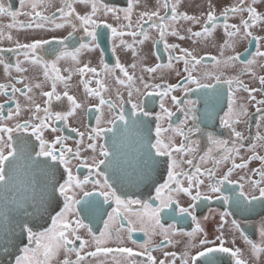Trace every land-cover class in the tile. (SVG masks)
<instances>
[{"label": "snow or ice", "instance_id": "snow-or-ice-1", "mask_svg": "<svg viewBox=\"0 0 264 264\" xmlns=\"http://www.w3.org/2000/svg\"><path fill=\"white\" fill-rule=\"evenodd\" d=\"M52 2L17 0L18 6L14 8L11 0L7 3L0 0V18L7 17L12 21L6 26L0 25V28L16 29L17 18L24 15L29 20L19 23L20 30L45 29L46 26H50V30L71 29L62 39L36 38L23 43L16 40L14 47L0 48V53L16 54L14 64L11 59L6 61L0 55L4 73L10 75L14 68L16 73L21 74L13 78L15 83H0V95L7 97L5 103L15 102V108L9 107L6 113L4 104H0V261L4 257H12L8 264H53L63 253L59 264H94L89 258L119 253L128 258L122 264H176L177 258L180 264H222L218 254H226L229 264H249L243 250L235 247V238L231 241L234 247L226 246V218L239 215L244 219L250 216L260 218L258 241L245 233L237 219L231 220L232 230L239 233L251 258L258 262L264 254V155L258 154L256 149L258 146L264 148V135L258 131L252 138L253 142L247 145L251 155L247 158L241 155V150L246 147L244 141L248 138L237 126L244 122L243 118L249 116V112L237 93H247L248 104L254 102L256 127L259 129L264 124V98L257 99L255 93L264 96V75L257 77L254 66L264 60V35L260 34L264 33V10H261L264 0H235V3L223 6L219 14L213 0H207V10L199 14L181 11L184 0H157L156 10L139 13L136 22L138 30L127 32L122 29H132L131 17L139 0H127L124 8L109 7L101 0H62L54 13L46 15L44 10L51 7ZM76 4H83L90 11L81 14ZM101 9L104 15L110 14L116 21L121 19L120 13H123L127 25L102 23L97 19ZM235 18H238V22L231 23L230 20ZM181 21L199 25L200 28L195 31L192 27L183 28ZM145 24L148 25L147 29ZM101 28L110 30L114 66L105 62V49L101 46L105 33L99 31ZM217 29H222V35L217 45L219 55L210 57L214 61V71L198 72V66L204 63V56L197 55L195 49L169 43L167 39L176 37L197 45H207L211 41L215 45ZM151 30L158 34L154 44L162 42L164 50L169 53L166 64L145 66L146 58L135 47L152 40ZM77 31L83 35L70 46L68 42L73 41ZM3 35V31H0V36ZM125 35L130 36L132 41H126ZM7 39L13 40L11 33ZM241 41L255 43V51L250 59L243 58L242 53L236 51ZM53 45L60 46L51 47ZM46 46H50L54 56L51 60L45 59L42 54L49 52ZM118 49L131 51L136 62L128 67L133 70L140 64L141 71L147 72L151 78L164 69L175 70L181 78L182 82L167 84L161 90L160 83L150 84L143 76L139 77L145 89L142 95L159 97L160 111L149 110L145 100H133L134 92L140 95L141 90L134 87V71L130 73L128 67L121 63ZM97 50L103 73L115 77L116 84L127 87L126 101L119 89L115 100L106 99L104 93L109 89L105 80L97 79V87H90L92 80L86 77L99 73L90 63L82 64L81 56ZM229 50L234 54L226 55ZM61 61L76 67L63 69L67 73L64 75L59 67ZM181 62L182 72L175 67ZM237 63L240 65L238 71L228 75V70L236 69ZM25 65L41 69L43 81H28L23 76L29 71ZM260 67L264 68V64H260ZM117 69L124 78L116 75ZM77 74L85 96L98 101L93 105L98 115L95 116V126L86 132L72 129L80 138L73 148L66 143L68 136L60 134L49 139L46 133H63V128L55 125L60 122L66 127L69 118L83 107L69 92L72 87L70 81ZM242 75L258 78L259 87L245 83ZM17 84L22 87H17ZM61 84L62 91L58 90ZM45 85L49 86V90H44ZM225 88L227 110L220 109L223 115L219 116V127L229 132V139L205 131L208 122L217 115L216 108L221 103ZM34 90H39L42 104L35 102L31 95ZM177 91L181 95L173 94ZM17 93L24 96L31 106H22ZM165 98H170L175 111L166 107ZM65 99L67 110H54V103L63 105ZM125 104H129L130 108L126 109ZM25 111L30 112V116L21 119ZM176 112L182 113L183 119L174 126L172 118ZM165 121L167 127L163 126ZM177 136L181 138L178 144ZM196 136H206L210 146L199 156V160L201 164L210 161L211 167L202 168L201 164L194 163L196 157L193 154L199 150L201 143L200 139L193 138ZM85 151H90L91 155H82ZM237 158L240 162H237ZM252 161H259L260 166L251 169L249 174L245 170L249 169ZM185 164L194 171L184 170L182 166ZM228 164L231 166L221 171ZM79 169H86L87 174L81 175ZM237 170L244 171V175L233 179V173ZM162 174H166V179L158 182L157 177ZM257 176L258 179L254 178ZM122 178H127V187ZM141 185L147 190L149 200L134 198L137 193L131 192V188ZM246 185L249 188L247 191ZM88 186H91V190H88ZM181 196L189 198L186 206L181 204ZM213 199L229 208L219 213L221 224L217 229L218 234L214 239H209L196 213L199 202ZM104 205H108L111 211H107ZM166 210L168 217L174 221L167 226L161 222ZM104 215L107 219H103ZM189 217L195 227L185 233L177 228V223ZM89 218L103 220V228L98 235L90 224L85 223V219ZM82 230L86 235L81 234ZM137 231L148 237L138 245L133 239V233ZM125 232L127 241L137 245L140 251L127 246L115 249L109 246L110 243L124 245ZM177 234L187 236L190 241L198 235L202 238L198 245L186 244L179 257L176 252L162 251L163 258L157 259L153 252L173 244L172 237ZM155 235L163 239L160 245L153 248L152 237ZM10 248L13 251H9ZM136 257H146V261H139ZM99 264H104V261L100 260Z\"/></svg>", "mask_w": 264, "mask_h": 264}, {"label": "flooded vegetation", "instance_id": "flooded-vegetation-1", "mask_svg": "<svg viewBox=\"0 0 264 264\" xmlns=\"http://www.w3.org/2000/svg\"><path fill=\"white\" fill-rule=\"evenodd\" d=\"M5 2L7 3L8 0H5ZM171 2V0H170ZM213 2L217 5V14L220 13V11L222 10L223 6H227V5H231L232 3H235V0H213ZM11 3L13 4V7L16 8L17 5V0H11ZM62 3V0H53L52 2V6L46 8L45 14L46 15H51L52 13H54L56 11V8L60 7ZM102 4H106L109 7H119V8H124L127 6V0H101ZM76 9L78 12H80L81 14L85 13L86 11H90V8H86L85 5L83 4H76L75 5ZM157 7V0H139V3L137 4V6L134 8L132 17H131V22H132V29H128V28H123L122 30H124L125 32L130 31V30H138L136 29V22L139 18V13L142 11H153L156 10ZM39 10V9H38ZM181 11H186L188 14H199L201 12H205L207 10V0H184L182 6H181ZM261 10H264V8H262ZM161 14H163V10L161 9ZM58 15V14H57ZM121 19L119 21H116L113 19V17L109 14V15H104L103 13V9H101V11L99 12L97 19L99 21L103 22H107L112 24L113 26H119V25H127L128 21L123 19V13H120ZM29 17L21 15L17 18V28L16 29H12L9 30L6 27L4 28H0V31H3L4 35L0 36V48H9V47H14V42L16 40H19L20 42H31L33 39L36 38H45V39H51L53 37L57 38V39H62L64 36L67 35L68 31H70L71 29L66 27L64 29H57V30H50V26H46L45 29H23L20 30L19 29V23L20 22H28ZM12 21L10 20V18L4 17V18H0V25H7L8 23H11ZM231 23H237L238 22V18L232 19L230 20ZM222 23V21H221ZM180 26H182L183 28H187V27H192L193 30H199L200 26L199 25H191L186 21H181L180 22ZM144 27L147 29L148 25L145 24ZM99 31H102L105 33V37L101 40V46L105 49V62L108 63L110 66H114V62H115V57L111 54V39H110V30L101 28L99 29ZM11 33L13 40L9 41L7 39V35ZM262 35H264V33H260ZM83 33L81 31H77V33L74 34V38L73 41H69V45L71 46V44L74 41H78L80 36H82ZM150 35L152 36V40H148L144 43V45H135V47L139 50L140 55L142 57H145V61H144V65L145 66H155L156 63H162V64H166L168 62V56L169 53L166 52L164 50V45L163 43H155L153 41L158 39V34L155 30H151L150 31ZM217 39H216V43L215 45L211 42L210 45H205V44H201V46L196 47L197 44H193L192 41L188 40L189 42L192 43V47L189 45V43L187 41H180L178 40L176 37H168V42L169 43H178L181 45V47H188L190 49H195L197 55L199 56H204V63L201 66H198V72H203L205 70L207 71H214L215 69H213L212 65L214 63V61H212L210 59L211 56H218L219 55V48H218V44L221 42V35H222V29H217V32L215 33ZM124 39L128 42L132 41V38L128 35L124 36ZM86 42V41H85ZM60 45H53L51 47H59ZM76 46L78 47L79 45L76 44ZM203 46V48H201ZM49 48V52L47 54L42 53L45 56V59L51 60L54 58V56L51 54L50 51V46H46ZM237 52L242 53L243 58L245 59H250L251 58V53L255 51V43L253 42L252 44H248L247 41H241L239 42L237 48H236ZM118 55L120 57L121 63H123L126 67L130 66L132 63L136 62L132 56V53L130 50H124V49H118L117 50ZM234 53H232L230 50L228 52H226V55H232ZM0 55H3L5 57V60H9L11 59L12 63H15V59H16V54L15 53H0ZM157 57H159V59H157ZM20 59H23V56H20ZM81 60H82V64L83 63H90V66L92 67H96L97 71L99 73V75L93 76L91 74L88 75V79L92 80V83L90 84V87L95 88L97 87L95 81L97 79H101V80H105L106 82V87L109 89V91L105 92V98L106 99H116V91L117 89H119V91L123 94V97L125 99V101L128 99L127 97V87L125 86H120L118 84H116L115 82V77L113 76H106L99 64V60H100V53L99 50L92 52V53H88L85 52L82 54L81 56ZM82 64L80 66H82ZM260 64H264V60H260L259 64H257L256 66H254V69L257 73V77L259 75H264V68L260 67ZM25 67L29 68V71H27L26 73L23 74L24 77L28 78V81H31L33 83L35 82H42L43 81V76H42V71L39 68H32L29 65H25ZM59 67L62 69V74L67 75L66 72L63 71V69L68 68V67H76L74 65H69L66 64L65 62L61 61L59 64ZM176 69L180 70L181 72L183 71V65L182 62L179 64H176ZM240 65L239 63H237V67L236 69H230L228 70L227 74L228 75H234L236 71H238ZM128 70L130 73H132L134 70L131 69L130 67H128ZM135 77H136V81H135V85L134 87H139L141 90V94L137 95L134 92L133 95V100L134 101H141V100H145L147 101V107L149 110L153 111V112H158L160 111L159 109V103H160V98L156 97V96H151V97H145L144 95H142V93L145 91V89L143 88V85L140 83L139 77L143 76L144 79L148 82V83H160L161 84V90L163 89V87H165L167 84H175L178 81H181V78L178 77L176 75V71L175 70H168V69H164V70H160L155 74L154 78H151L149 76V74L147 72L144 73H140L137 74L135 73ZM195 74V73H194ZM21 74H18L15 72V69L13 68L11 70V74L10 75H6L4 73L3 70V65H0V83H15V80L13 79L14 77L20 76ZM116 75L120 76L121 78H124L122 76V74L119 72V70L117 69ZM186 75V74H185ZM162 77V78H161ZM241 79L249 84L251 87H259V83H258V78H252L250 75H242ZM79 80H80V76L77 75H73L72 80L70 81L72 87L69 89V92L71 95H74L78 101H80L83 104V107L81 109H79L77 111V114L73 117L69 118V123L68 125L65 127L63 123L58 122L55 126L63 128V133H51L50 131L48 133H46L47 137L49 139L54 138L55 135H66L69 137V140L66 141L67 145L69 147H76V141L79 138V136L77 135L76 132H73L72 129L76 128L79 129L80 131H85L90 128L95 126V116L98 115V113H96L95 108L93 107V105H95L98 101L95 98H91V97H86L84 94V90H83V86L79 84ZM27 82V81H26ZM17 87H22V85L17 84ZM44 90H49V86L45 85ZM58 90H63V85H59L58 86ZM26 91V90H25ZM147 91L151 92L152 89H148ZM175 95H181V93L179 91L173 93ZM9 95H11V89H9ZM31 95H33L35 102L37 103H43V98L39 95V90H34L33 93H31ZM255 95L257 96V99H262L264 98V96H261V94L259 92L255 93ZM17 99L19 100V102L21 103L22 106H24L25 108L30 107L31 105H29L28 101L26 100V98L22 95H20L19 93L16 94ZM237 96L240 99L241 103H244L247 105L248 107V112H249V116L244 117L243 120L244 122L239 124L237 126L238 130L241 131L245 137H247L248 139H246L244 141L246 147L245 149L241 150V155L244 156L245 158H247L249 155H251V153L247 150V145L252 141V138L255 137V135L257 134V132L259 131L262 135H264V124L261 125V127L259 129H257L256 127V113H255V107L254 102L253 104H248L247 101V93L240 91L237 93ZM195 98V96L193 97ZM7 100V97L4 95H0V104H4V111L5 113L7 112L8 108H15V102L12 103H5V101ZM165 105L166 107L171 108L173 111H175L174 106L171 104L170 98H165ZM227 89L225 88V94L221 100V103L219 104V106L216 108V112L217 115L215 116L214 119L210 120L208 122L207 128L205 129V131H212L214 132L216 135L220 136L223 139H229V132L225 129H222L219 127V116L223 115V112L220 109H223L224 111L227 110ZM68 108V103L65 99L63 105L59 104V102H55L54 103V110L56 111H61V110H67ZM125 108L128 109L130 108L129 104H125ZM197 115L199 116L200 113H197ZM30 116V112L25 111L21 117V119H27ZM105 117H108V113H107V109L105 108ZM183 119V114L176 112V115L173 116L172 120H173V124L174 126L176 124H179V121ZM164 127H167V121L164 122L163 124ZM201 127H204V125H201ZM154 128L155 125L153 124V133H154ZM169 135L171 133H168ZM194 139H200L201 143L199 146V150L194 153L193 155L196 157V159L194 160V163L197 164H201L200 160H199V156L203 155L204 152L207 150V148L210 146L207 143L206 140V136L205 137H193ZM180 137L177 136L176 137V143L178 144L180 142ZM154 142V141H153ZM87 143L86 137H85V144ZM256 152L260 155H264V148L261 147H257ZM82 155L85 156H90L91 153L90 151H85L82 152ZM237 162L239 161V158H237ZM228 166H231L230 164L225 165L221 171L226 170V168ZM260 166V162L259 161H252L249 165V169L245 170L248 171L249 174H251L250 170L253 168H257ZM184 168V170L186 171H194L193 168H191L188 165H183L182 166ZM201 167H211V162H207L206 164H201ZM74 171H76V169L74 168ZM80 172L81 175H85L87 174V170L86 169H79L78 170ZM240 175H244V171L241 170H237L236 172L233 173V179H237ZM256 179H258L259 177H254ZM127 178H122V181H126ZM163 179H166V174H162L161 175V180L158 182H163ZM141 188V186L139 187V189ZM88 190H91V186H88ZM246 191L249 190L248 186L246 185ZM141 193H143V195H141ZM228 194V193H226ZM131 195V194H129ZM152 195H154V190L152 191ZM134 198H140V199H144V200H149V194L147 192V190H141L140 194H137L136 197ZM95 199V198H94ZM102 200V198H99ZM189 198L187 197H183L181 196L180 198V202L182 205L186 206V203L188 201ZM115 206V205H113ZM107 211H111V208L108 207V205H104L103 206ZM134 207H138V206H134ZM226 208H229L228 205H223L220 201L218 200H211V201H201L198 204V208H197V217L200 220L201 225L205 228L206 232L208 233V238L209 239H214L215 235L218 234L217 229L219 228L221 221H220V216L219 213L224 211ZM211 210V211H210ZM230 210V209H229ZM207 216L208 219L205 220L204 217ZM82 218H83V214H82ZM235 218L237 219L240 224L242 229L245 231V233L247 235H249L250 238L257 240L259 237V227H260V218L256 217V216H250L247 219H244L242 217H240L239 215L235 216V217H227L226 218V222L224 223V233H225V239L226 241H228V243L226 244L227 247H234V245L231 243L232 239L235 238V247H239L243 250L244 252V258L249 260V264H264L260 262V260L258 261L259 263H256L255 260H250V258L247 256V254L245 255V253L248 252V247H245V243L243 242L242 238H240L239 233L238 232H234L232 230V226H231V220ZM103 219H107V216L104 215ZM162 223L165 224V226H167V224L173 223L174 221L172 219H170L167 215V210L165 211V214L162 216ZM48 223H50V221H48ZM85 223H88L91 225V227L93 228V231H95L97 233V235L99 234V231L103 228V220L102 219H97V218H89V219H85ZM117 223H119V221H117ZM125 227H127V221H124ZM45 226H47V224H45ZM195 227V224L192 223L191 218L189 217L187 220L184 221H180L177 223V228L181 229L183 232H190L192 231V229ZM42 230V229H39ZM82 235H86L85 231L82 230L81 231ZM124 237H125V244L124 245H117L115 243H110L109 246L113 247L114 249L120 246H127L130 248H133L134 251H140V249L137 247L138 244L143 243V241L145 239H148V237H146L144 235L143 232H134L133 233V239H135L137 241V245H133L130 241H127V233H123ZM202 238V236H197V238L195 240L190 241L189 238L187 236L184 235H180L177 234L174 237H172L174 243L171 245H167L166 247L162 246V250L158 249L155 252H153V255L157 257V259H162L163 255H162V251H169V252H176L177 253V257H179V255L185 250V245L189 244V243H196L198 245V241L199 239ZM163 237L159 236V235H155L152 237V247L155 248L157 245L161 244ZM79 242H77L78 244ZM193 250V254H194ZM222 260V264H229V258L226 256V254H218ZM74 259V256L72 257ZM13 259L12 257H8L6 258L4 261H0V264H8V261ZM59 259H63V253H61L60 257L57 260L53 261V264H59ZM128 258L127 257H122L119 253H113V254H109L107 257H101V258H89V260H93L94 264H99L100 260L104 261V264H122L123 261H126ZM137 260L139 261H146V257H136ZM171 259V258H169ZM176 264H180L179 259L177 258L176 260Z\"/></svg>", "mask_w": 264, "mask_h": 264}, {"label": "rangeland", "instance_id": "rangeland-1", "mask_svg": "<svg viewBox=\"0 0 264 264\" xmlns=\"http://www.w3.org/2000/svg\"><path fill=\"white\" fill-rule=\"evenodd\" d=\"M185 41H187V42L189 43V45L192 47V43H191V42H189L188 40H185ZM185 41H184V42H185ZM210 44H211V42L209 41V42L207 43V45H210ZM199 46H201V44L196 45V47H199ZM201 48H203V46H202ZM141 67H142V66H141L140 64H138L137 67H136V69L134 70V72L137 73V74L144 73V72L141 71ZM258 240H259V237H258L257 241H258ZM245 247H247V246H245ZM246 254H247V256L250 258V260H252L250 254H249V251H248L247 253H245V255H246ZM259 260H260L261 263L264 262V254L261 255V257H260ZM255 262H256V263H259V262H257V261H255Z\"/></svg>", "mask_w": 264, "mask_h": 264}, {"label": "water", "instance_id": "water-1", "mask_svg": "<svg viewBox=\"0 0 264 264\" xmlns=\"http://www.w3.org/2000/svg\"><path fill=\"white\" fill-rule=\"evenodd\" d=\"M109 135H111V134H109ZM110 142H111V141H109V143H110ZM157 180L160 181V180H161V176L157 177ZM122 182H123V183L125 184V186L127 187V179H126V181H122ZM117 187H119V184H117ZM141 190H145L144 185H141V188H140V189L137 188V187H134V186L131 188V192H134V193H137V194H140V191H141ZM129 194H131V193H129ZM9 251H13V250L10 248ZM6 258H8V257H4L2 261H4Z\"/></svg>", "mask_w": 264, "mask_h": 264}]
</instances>
